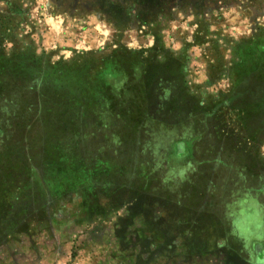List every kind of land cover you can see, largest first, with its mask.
Segmentation results:
<instances>
[{"label": "rangeland", "instance_id": "obj_1", "mask_svg": "<svg viewBox=\"0 0 264 264\" xmlns=\"http://www.w3.org/2000/svg\"><path fill=\"white\" fill-rule=\"evenodd\" d=\"M39 1H0V19L7 2L27 12L16 31L32 35L51 62L154 44V25H141L135 10L116 31L96 6L102 0ZM164 2V47L178 54L189 45V85L199 99H211L210 117L160 106L131 123L101 105L80 123L49 128L36 123L38 111L23 122L0 110V264H264V170L245 175L240 154L223 155L226 133L241 130L234 108L214 107L234 91L232 44L264 37V0ZM45 4L65 28L52 50L34 19L35 6ZM195 37L203 43L195 45ZM152 95L158 100L157 88ZM260 121L247 126L262 140L247 157L257 167L264 164Z\"/></svg>", "mask_w": 264, "mask_h": 264}, {"label": "trees", "instance_id": "obj_2", "mask_svg": "<svg viewBox=\"0 0 264 264\" xmlns=\"http://www.w3.org/2000/svg\"><path fill=\"white\" fill-rule=\"evenodd\" d=\"M97 3L96 6L114 22L116 31L128 27L130 11L135 10L141 25H154L150 30L154 36L153 46L146 50H128L116 44L109 53L89 52L82 54V58L51 62L52 55L36 51L39 43L37 46L32 35L20 36L16 31L18 24L28 23L27 12L7 2L0 19V110L14 112L18 121L23 122L27 113L29 117L32 110L38 111L36 123L42 122L49 128L55 125L67 128L74 124V120L79 122L85 118V113L93 107L101 105L131 123L147 120L153 108L161 106V109L172 111L178 105L185 106L186 116L208 120L210 116L206 109L214 104H210L211 99L207 97L199 99L196 90L189 85V45L178 54L164 47L158 24L165 11L164 0H124L123 4L102 0ZM205 33V36L210 35L207 31ZM194 41L195 45L203 43L197 37ZM4 42L10 47H3ZM230 51L233 68L227 73L234 91L223 97L225 99L215 101L218 104L214 107L236 110L235 121L241 131L226 133L222 143L223 155L231 150L244 155L245 159L239 156L237 163L245 175H253L255 168L264 170V164L257 167L256 162L247 158L262 142L249 133L247 126L253 118L261 119L264 124V37L260 34L236 42ZM153 88H157L158 100L153 99ZM248 146L252 149L246 151ZM164 241L158 247L168 244ZM165 259L164 255L159 260Z\"/></svg>", "mask_w": 264, "mask_h": 264}, {"label": "crops", "instance_id": "obj_3", "mask_svg": "<svg viewBox=\"0 0 264 264\" xmlns=\"http://www.w3.org/2000/svg\"><path fill=\"white\" fill-rule=\"evenodd\" d=\"M36 1L38 6V3L41 1L39 0ZM45 5L46 6H44V10L41 9V11L40 9H38L37 6H35L36 16H34V19L37 25L42 27L43 31L45 32L44 34H42L45 38V40H43L44 48L52 50L57 47H60L59 44L57 43L58 41L61 40L62 34L65 32V28L62 26V23L60 21H55L56 18L52 17L50 10L51 6L49 4H45ZM73 49L76 48L73 46L72 50Z\"/></svg>", "mask_w": 264, "mask_h": 264}]
</instances>
